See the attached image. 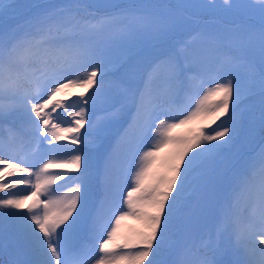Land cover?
Wrapping results in <instances>:
<instances>
[{
	"label": "snow or ice",
	"instance_id": "snow-or-ice-1",
	"mask_svg": "<svg viewBox=\"0 0 264 264\" xmlns=\"http://www.w3.org/2000/svg\"><path fill=\"white\" fill-rule=\"evenodd\" d=\"M224 4L234 6L229 0H224ZM11 7L0 0V18ZM36 7L38 11L23 33L0 31V236L8 226H14L21 236L32 259L18 260L15 264H93V261L94 264H161L157 258L170 242V234L179 230L181 213L199 187L197 169L216 152L233 144L244 118L241 105L257 94V76L260 125L264 129V0H259L262 64L259 69L251 64L246 66L249 80L246 90L241 89L234 76L219 79L178 123L160 118L155 105L149 108L145 93H140L136 119L143 120L148 130L154 125L158 131L162 130L163 140L143 152L142 166L132 176L131 190L122 198L123 206L119 195L123 189L114 185L108 169L103 176L102 195L99 191L101 180L94 164L99 135L92 139L91 132L95 129L98 134L118 116L119 101L104 88L107 68L96 58L97 46L88 37L119 19L131 18L138 32L163 40L186 20L205 23L203 13L216 4L213 0L205 4L147 6L69 2ZM101 7L110 11L100 15L97 10ZM154 7L166 8L167 17L142 10ZM189 9L199 10L200 14H190ZM181 48L185 61L196 55L190 42ZM161 66L168 70L173 103L185 79L192 86H203V80L197 81L195 74L182 78V66L175 54L161 57L153 64V71ZM113 87L118 93L126 94L119 83ZM90 90H93L91 94ZM73 95L78 99L69 103ZM98 105L102 107L101 116L98 121H90L89 112ZM105 105L111 108H104ZM10 119L18 120L22 131L6 128L5 122ZM217 121L221 122L217 124ZM201 122L208 128L216 127L204 131L198 126ZM192 124L197 127L186 137L171 136L173 129ZM25 141L30 146L27 154H4L7 144ZM166 145H174L175 150L163 161V174L156 173L154 184L145 187L155 158ZM258 157L264 165V149ZM57 168L67 171L50 172ZM60 181L64 184L52 187ZM56 192L62 195L53 198ZM230 207L221 210L217 236L231 224L237 246L247 257L245 264H264V181L258 203L246 222L234 218ZM128 217L135 218L140 226L132 232H123L121 224ZM86 227L88 238L82 240ZM201 247L203 254L196 264H221L216 259L217 241L209 237ZM257 254L259 261L255 259ZM177 264L185 262L181 258Z\"/></svg>",
	"mask_w": 264,
	"mask_h": 264
},
{
	"label": "rangeland",
	"instance_id": "rangeland-1",
	"mask_svg": "<svg viewBox=\"0 0 264 264\" xmlns=\"http://www.w3.org/2000/svg\"><path fill=\"white\" fill-rule=\"evenodd\" d=\"M95 1H98L101 5H104L105 2L107 4H115L118 2V0ZM188 2V0H185V3ZM198 2L199 4H205L207 3V0H198ZM213 2L216 4L215 8H226V13L229 12L228 16L220 15L219 12L214 15L222 19L205 18V23H202L201 25L198 24L200 26L196 25V23L191 20H186L184 24L176 30V32L181 31L183 33L184 31L190 30L192 32L194 31V28L199 27V30H196L195 32L197 33V31H200L201 33L199 32V34H196V38H201V44H203V46L199 49L200 53L197 54L195 51L196 55L189 61H185L184 57L179 54L180 61L189 66L188 70L192 74H195L197 77V74L201 73L204 76L203 77L200 75L196 78L197 81L200 79L203 80V86H192L188 83L187 79H185L184 85L186 84L185 86L187 88L186 92L188 98L187 101L183 102L179 107V112L184 114L192 111L195 108V104L199 100V97L203 95L208 88L213 87L215 82L219 79L227 78L228 76H234L235 78H238L237 83L240 85L242 90H246L249 87V81L245 74V68H243L241 63H238V69H236L232 64L233 59L237 58L238 60L242 57H246L245 63L252 61L253 63L255 62L256 64H259L262 62L260 47L255 48V50L249 48L243 49L241 44V50L235 54L233 52H237L238 49L234 46V43H232V40L236 39L235 34L240 33L243 29L241 24L249 20L244 16H241L238 13L239 11L247 16L253 15L252 19H255L256 24L260 26L261 13L259 10V0H229V2L234 5L233 7H229L228 5L224 4V0H213ZM91 4L96 5L95 2ZM156 5L164 4L162 2H158ZM157 8L163 11L161 7ZM157 8L156 10L159 11ZM162 11H160V14H158L161 15ZM204 24L206 27H203ZM232 29L235 30V32L231 31ZM24 31V29H21L16 31V34L19 35ZM134 31V36L127 41L121 42L118 48L108 49L105 53L106 56L104 61L106 65L108 64L109 68L114 71L117 70V65L114 63H117L119 60H123L125 62L122 69V71H125V74L122 77L120 85L126 94L120 93V95L116 97V99L119 101L116 104V108L119 109V114L122 113L124 117L127 116L128 118H133V121H135L137 125V135L133 140H131L130 137H127V140L125 137H123L121 140L112 141L111 145H106L104 148H100V150L95 151L94 158L96 169L98 168L99 164L102 163L100 165L101 171L98 173L101 180L99 189L101 192H103V176L105 169H108L114 185H116L118 188L119 186L123 187V191L119 193L120 197H125L127 195V191L131 190L132 176L139 169V167L142 166L143 163L141 161L143 152L152 148L155 144H158L163 140V136L160 135V131L162 130L158 131L155 125L150 130H148L146 129L143 120L136 119V105L140 100V96H138L139 93H145L146 97L150 93V87H148L147 84L148 78L144 74L140 73L138 69V63L141 60H145L144 56L149 54L154 42H152V39L151 41L148 40L145 34H141L136 29ZM207 39H210L211 45L213 47H217L219 41L223 40V44L220 43V50L225 54L232 53L234 56L232 59L226 55V57H221L219 55H215V57L213 56V61L215 62L213 72L215 74H212L211 77H208L206 74V67L209 63L208 60L210 56V53L207 54L206 51L208 47V44L206 43ZM244 40L248 47V37L245 36ZM196 41L192 42L191 39L189 40V42L194 45L196 44ZM229 41H231L230 44ZM170 44H173V41L170 42ZM201 44L197 43L196 47ZM194 45H192V48L195 50ZM146 65H149V61H146ZM152 65L153 64L150 63L149 67H152ZM147 70L153 71V68H148ZM120 74V72L117 74L118 77L121 76ZM187 76L189 75L187 74ZM256 90V92L259 94V89L256 88ZM91 91L93 90H90L89 94H91ZM183 100H185V98H183ZM146 104L150 108L148 98H146ZM256 104V101L251 100L247 102L245 101V103L242 104L241 107L244 111V118L243 127L240 129V137H236L231 146L219 150L211 158L206 159L200 168L197 169V173L200 177L199 187L191 195L188 205L181 213L180 220L178 222L179 230L174 235L170 234V241L173 243H171L168 249L165 245V248L162 250L167 259L168 256H170V259L166 260V264H177L181 258L184 260L185 264H188L191 260L193 262L198 261L201 257V254L191 253V249L194 248L196 243H199V246L201 247V243L205 239L208 240L207 236H205L206 232L209 237H212L214 241L218 242L219 247L216 254V259L221 261V264H235L234 261L229 259V257L231 258V255L236 254L235 247L237 246V244L234 243L235 238L232 233V225L229 224V226L219 236H217V228L220 224L222 209L230 205L231 215L238 219L241 223H244L253 213L254 205H256L259 200L260 185L261 182L264 181V178H258V180L246 179L247 168L250 169L262 164L258 154L262 149H264V133H261V130L259 129L260 108H258ZM103 107L111 108V105H105ZM101 113L102 109L98 107L90 111V121H98ZM157 114L160 116V118L168 117L166 114ZM65 115L67 116L66 113ZM122 123H124L122 119L120 120L118 117H116L114 120L106 123L98 134L96 130L93 129L91 132V137L99 135V137L103 138L106 136L107 133L105 132L107 130L110 131L115 129L120 131ZM155 124H159L158 119L156 120ZM198 126L203 128L204 131L208 132H210L212 128L216 127V125H212V128H208L202 122ZM85 127L87 128V125ZM195 127H197L196 124L178 127L172 130L171 136L173 138H184ZM82 131L84 130L82 129ZM40 139L43 140L44 138L40 137ZM123 142H127L126 145H123ZM98 143L95 145L94 149L98 147ZM116 146H118L119 151ZM42 147H47V145H43ZM174 150V145H166L159 150L158 155L155 158V164L146 178L145 187L149 186L150 183L151 185L152 183L154 184L156 173L159 172L160 174H163L164 170L161 165L165 158ZM28 151L29 149L26 148L24 149L21 147L20 149L22 155L27 154ZM194 151L199 150L196 149ZM189 155H192V153H189ZM56 172L62 171H59V169L53 171V173ZM71 174L75 175V173ZM225 174H227L228 177L225 176ZM122 181L126 182L122 184ZM58 184L59 185L57 187L64 184V181H60ZM245 184H247V187L244 186ZM230 185L231 187L226 192ZM17 191H20V189H17ZM64 191H67V189L65 188ZM59 195H62V192L54 193L53 198ZM220 197L222 198L219 202H217ZM29 203H31V201H29ZM124 210H127L126 207H124ZM4 211L13 210L5 209ZM214 217L216 218V222L213 221ZM131 221L134 223L132 224ZM139 226V221L133 217H128L126 220L122 221L121 230L123 232H132L139 228ZM202 227L204 229H202L203 232L201 233L200 229ZM196 232L199 233L196 234ZM0 239L3 241L4 246L6 245V242L13 244L10 248L14 249V252H12L13 256L16 254L21 256L20 259H17V261L24 258V255H22L24 252V242L14 226H8L5 229L3 235L0 236ZM5 249L9 250V248L6 246ZM242 255L247 258L245 254Z\"/></svg>",
	"mask_w": 264,
	"mask_h": 264
},
{
	"label": "trees",
	"instance_id": "trees-1",
	"mask_svg": "<svg viewBox=\"0 0 264 264\" xmlns=\"http://www.w3.org/2000/svg\"><path fill=\"white\" fill-rule=\"evenodd\" d=\"M188 3H196L199 4L198 0H188ZM3 3L5 4H11L12 7L7 11V13L0 18V31H4V32H8V33H13L16 31H19L21 29H28L30 27L29 25V21L32 20V18L35 16V14L38 11V8L36 7V5H46V6H56V5H61V4H66L69 2H81V3H87V4H91L93 2L96 3V5H101L98 1L95 0H2ZM158 2H162L164 5L165 4H175V3H180V2H184L185 0H118V2H116L115 4H121V5H137V6H147V5H156ZM113 4V3H112ZM92 5V4H91ZM104 5H108L106 2ZM157 7L154 8H143L142 10L146 13L149 14H156L157 16L161 17V18H166L167 14H168V10L161 7L163 9L160 10L159 8H157L159 11L156 10ZM98 13L100 15H103L104 13L110 11V9L101 7L98 10ZM161 12V15L160 14ZM189 13H196V14H200L199 10L196 9H189L188 10ZM220 12V15H224V16H228V13H226V8H222V7H217L214 9H208L203 13V19L205 18H211V19H217L218 17L215 16L214 14H217ZM159 13V14H158ZM241 16H244L245 18H249L248 21L243 22V24H241V26L243 27L242 31L240 33H236L235 34V38L234 40H232V43H234V46L238 49V51L233 52L235 54H237L239 52V50H241L240 46L242 44L243 49H253L255 50V48H259L260 47V42H259V28L260 26H258L256 24L255 19L253 18V15L247 16L245 14H242L240 11L238 12ZM218 19H222V18H218ZM252 19V20H251ZM234 20V18H233ZM251 21V22H249ZM135 20L129 18L127 20L124 19H119L115 22H113L112 24L108 25L105 27V29L103 31L91 34L88 37V40L93 43L94 45L97 46V52H96V58L102 62L106 68H107V75L104 77V88L109 91L111 93V95L113 96H118L120 93L117 92V90L113 87L114 84L116 83H120V77H118V75L115 73L114 70L110 69L108 64L106 65L104 59H105V53L107 52L108 49L111 48H118V46L121 44V42L123 41H127L129 39H131L134 36L135 33ZM253 23V24H252ZM198 25V24H196ZM201 25V24H200ZM198 25V26H200ZM203 27H206V25L204 24ZM197 28H194V31L191 32L190 31H184L183 32H172L170 35H168L167 37H165L163 40H156L153 39L152 37L147 36L148 40L151 41L153 43L152 49L149 52V54L144 56L145 60H141L138 63V69L140 71V73H146L147 71V65H146V61L148 62H157L161 57L166 56L168 54H175L178 56V53L181 52L182 53V48L181 46L182 44V40H192V42L196 41L197 43L202 42L201 38H196V34H199L200 31H197V33L195 32L196 30H199ZM235 29V28H233ZM231 30L233 32H235V30ZM178 33V34H176ZM201 33V32H200ZM203 33V32H202ZM176 34V35H175ZM203 35V34H200ZM247 36L249 39V46L247 47L246 42L244 40V37ZM202 37V36H200ZM173 41V44H170V42ZM243 42V43H242ZM208 47H207V54L210 53L209 56V60H208V65L206 67V71L208 74V77H211L212 73H210L211 68L213 66V56L215 57V55H221L223 56H228L230 59H232L234 56L231 53L230 55L225 54L224 52H222L220 50V43L223 44V40L219 41L217 47H213L211 45L210 39H207ZM231 43V41H230ZM196 44L194 45L195 51L197 52V54L200 53L199 49L203 46V44L199 45L198 47H196ZM178 48V50H176ZM220 52V53H219ZM225 56V57H226ZM252 59V56H251ZM246 57H242L241 59H233L232 64L235 67H238V63H241V65L243 66V68H246L247 65L251 64L254 65V63L252 61L245 63L246 61ZM182 68L184 67V64L179 60ZM117 65V68L119 69H123L125 62L123 60H119L117 63H114ZM125 71H121V74H124ZM182 78H184V76L187 73V70H183L182 69ZM185 74V75H184ZM70 75H74V73H71ZM190 75V74H188ZM153 82L150 85L151 89H152V93L153 95L150 97L151 98V102L152 105H155V109H159L161 111L164 112H168L171 115L170 120H172L173 122H177L180 119V116L176 115V104L175 103H170V97L172 95V87L170 85V82L168 80V70L166 67L161 66L157 72L153 73ZM99 79V77H98ZM256 83L255 84V88L259 89V77H256ZM257 91V90H256ZM182 93V96L187 97L185 95L186 90H185V85H183V88L179 91V95ZM257 93V92H256ZM254 98H256L259 102L257 105L258 108H260V96L257 93L254 97H252V100H254ZM71 101L72 100H76L78 99V97H76L75 95L71 96L69 98ZM78 110V109H76ZM160 111V112H161ZM118 116L124 117L123 114H118ZM176 117L175 120H173L172 118ZM67 119V118H64ZM222 120L224 118H221ZM221 121H217V123L219 124ZM19 125V124H18ZM21 126V125H20ZM241 126V125H240ZM6 127H12L13 126H6ZM240 127L238 129V131H240ZM125 130L129 133V134H133L134 131V125L133 122H128L126 124ZM237 131V132H238ZM26 143V141H25ZM61 144H67V146L69 148L74 147L71 144L66 143H61ZM6 156H15V153H13V150L10 149L7 145L5 147V153ZM259 175H262V172L258 171ZM2 195V194H0ZM167 247H170V244L166 243ZM168 249V248H167ZM169 257V256H168ZM159 261H161V264H166V260L167 257L166 255L163 253V251H161L160 256L157 258Z\"/></svg>",
	"mask_w": 264,
	"mask_h": 264
}]
</instances>
